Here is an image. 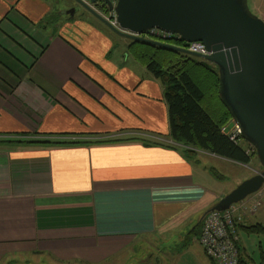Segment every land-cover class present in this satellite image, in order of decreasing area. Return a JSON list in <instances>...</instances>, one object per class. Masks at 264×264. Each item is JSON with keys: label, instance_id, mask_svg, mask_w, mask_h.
<instances>
[{"label": "crops", "instance_id": "obj_1", "mask_svg": "<svg viewBox=\"0 0 264 264\" xmlns=\"http://www.w3.org/2000/svg\"><path fill=\"white\" fill-rule=\"evenodd\" d=\"M92 18L0 0V264H213L198 228L226 176L209 166L245 165L187 158L141 50ZM244 204L240 258L264 264V186Z\"/></svg>", "mask_w": 264, "mask_h": 264}, {"label": "water", "instance_id": "obj_2", "mask_svg": "<svg viewBox=\"0 0 264 264\" xmlns=\"http://www.w3.org/2000/svg\"><path fill=\"white\" fill-rule=\"evenodd\" d=\"M75 1L119 37L184 53L218 69L220 101L242 139L256 151L263 170L209 213L225 212L258 193L264 186V22L251 13L248 0H118L115 6L104 0L108 11L115 13L118 28L94 11L97 0ZM153 29L177 35L187 44L201 43L207 55L141 37Z\"/></svg>", "mask_w": 264, "mask_h": 264}, {"label": "trees", "instance_id": "obj_3", "mask_svg": "<svg viewBox=\"0 0 264 264\" xmlns=\"http://www.w3.org/2000/svg\"><path fill=\"white\" fill-rule=\"evenodd\" d=\"M170 44L182 47V43L176 40L171 41ZM132 46L141 50L137 54L138 58L164 89L168 110V138L172 143L183 148L184 154L189 159L196 152H203L236 164L249 165L256 156L255 150L251 155L248 152L251 146L242 137H240L241 144H235L222 133V128L231 117L221 104L218 95L217 69L184 53L137 42H132ZM207 98H215L220 102L218 115L215 113L212 115L208 109L202 107V103ZM54 144L68 145L63 142ZM244 144L248 148H244ZM200 228L201 224L198 229ZM249 231L264 235V228L260 226L253 227ZM239 264L247 263L240 258Z\"/></svg>", "mask_w": 264, "mask_h": 264}, {"label": "built area", "instance_id": "obj_4", "mask_svg": "<svg viewBox=\"0 0 264 264\" xmlns=\"http://www.w3.org/2000/svg\"><path fill=\"white\" fill-rule=\"evenodd\" d=\"M110 1L113 6L118 2V0ZM106 19L112 26L118 28L114 12H109ZM141 37L161 43H169L176 40L182 43L184 49L193 54L207 55L205 47L201 43L187 44L182 42L179 36L167 34L157 29L150 30ZM222 133L235 144L241 143L240 130L236 124L232 123L230 126L223 127ZM248 152L250 153V150H248ZM255 209L256 206L249 209L247 205L242 202L231 206L225 212H212L204 217L201 225L199 244L209 261L213 264H239V229L244 216Z\"/></svg>", "mask_w": 264, "mask_h": 264}, {"label": "rangeland", "instance_id": "obj_5", "mask_svg": "<svg viewBox=\"0 0 264 264\" xmlns=\"http://www.w3.org/2000/svg\"><path fill=\"white\" fill-rule=\"evenodd\" d=\"M48 1H50L53 4V19H54V21L59 22L62 20L69 21L71 19H74V20H71V22H75V21L77 22V21L81 20L83 17L84 18L92 17L84 9L82 10V7H80L79 4L75 0H48ZM82 1L87 2V0H82ZM259 3H261V4H260V11H258V12L253 9L251 1L249 2L248 7L254 16L258 17L260 20H262L264 22V1L263 2L259 1ZM76 7H80L81 10L76 9ZM70 11H75L74 15H70L69 14ZM93 20L95 21V18ZM203 62H205V61H203ZM217 71H218V69H217ZM202 107L205 109H208L209 113H211L212 115L214 113L218 115L220 112L221 105L217 99L207 98L202 103ZM232 123H234V122L231 119L230 121H228V123L225 126H230V125H232ZM253 152H254V148L250 147V154L252 155ZM255 153H256V151H255ZM209 168H213L216 172L220 173L221 175L226 176V179L224 181H220L219 184H216L215 185L216 187H214L216 192L223 190V197H225L228 194H230L231 192H233L240 184L243 183L242 182L243 181L242 176L244 174H246L247 176L248 175L255 176V175L261 173L263 170L261 164L258 161L257 155L252 158L251 163L249 165H247L243 168L244 170H239V172H238V170H235V169H231V171H228V172H227V170L224 171V170L220 169L219 166L217 167L216 164H211L209 166ZM252 239H254V241H255V238H252ZM252 254H253L252 256L255 260V263L259 264V252H258V250L253 248ZM134 257H135L134 260H139L142 258V254L141 253L136 254ZM4 264H9V263H4ZM10 264H47V263H39V262L34 263L33 261L20 259L18 261L10 263Z\"/></svg>", "mask_w": 264, "mask_h": 264}, {"label": "flooded vegetation", "instance_id": "obj_6", "mask_svg": "<svg viewBox=\"0 0 264 264\" xmlns=\"http://www.w3.org/2000/svg\"><path fill=\"white\" fill-rule=\"evenodd\" d=\"M94 11L104 16L105 12H107V8L104 4V0H97L96 4L92 6ZM76 9L81 10L80 7H76ZM83 10V9H82ZM77 12V11H76ZM88 13V12H87ZM89 14V13H88Z\"/></svg>", "mask_w": 264, "mask_h": 264}, {"label": "bare ground", "instance_id": "obj_7", "mask_svg": "<svg viewBox=\"0 0 264 264\" xmlns=\"http://www.w3.org/2000/svg\"><path fill=\"white\" fill-rule=\"evenodd\" d=\"M223 105V104H222Z\"/></svg>", "mask_w": 264, "mask_h": 264}]
</instances>
